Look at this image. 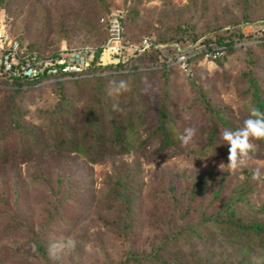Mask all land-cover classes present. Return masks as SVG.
Masks as SVG:
<instances>
[{"label": "rangeland", "instance_id": "374dc122", "mask_svg": "<svg viewBox=\"0 0 264 264\" xmlns=\"http://www.w3.org/2000/svg\"><path fill=\"white\" fill-rule=\"evenodd\" d=\"M24 1L22 4L17 2L8 6L0 5V23L11 36L18 37L26 43H31L39 28H43L39 35L44 40L43 48L47 49L46 51L63 46L86 47L103 36V31L95 34L91 28H86L89 26L87 22L92 25L93 21L98 19L99 12L95 8L100 4L96 2L79 6L75 0H43L48 3L56 2L62 6L71 3L78 9L77 12L80 13L77 14L73 27H80V34L72 41L59 37L57 21L52 19L45 22L43 14L37 11L30 14L29 6L32 1L27 0L26 3ZM105 3L111 9L124 12V0H105ZM135 5L138 13L132 18L129 17V22L133 23V26L129 25L127 33L130 36H137L135 39L138 40L147 31H163L168 35L165 25L171 22L172 29L174 26L178 27V31L183 34L191 29L193 35L214 29L217 25L225 24L224 21L227 20H236L241 24L238 18L239 11L246 9L239 0H138V2L136 0ZM248 13L251 19L263 15L264 0H253L248 6ZM254 30L251 24L246 23L242 26V31L246 35L256 34L257 31ZM257 40L247 39L233 43L231 46L235 50L232 53H226L227 46L224 51L219 49L221 54L225 55V59L221 58L223 60L219 64L213 59L196 61L197 77L194 82L180 72V69L175 68L172 73L165 75L141 77V85L147 90V97L150 100L158 99L159 104L167 102L165 105L167 111L169 110L171 118L175 119L176 124L183 130L187 127L195 129L199 127L198 122L201 121V117L190 114L189 111L192 109L189 106H194L200 98V90L205 91L214 104L220 110H224V114L233 117L232 121L240 124L247 113L249 101L241 97V90H237L236 81L238 75L245 69L246 46L254 45ZM190 54L194 55L195 52L191 51ZM150 57L145 58L149 61ZM259 59L264 63L262 58ZM157 60L150 68H169L160 62V58ZM261 72V78L264 80V66ZM29 85L0 87V98L5 91L32 87ZM42 91L43 99L37 97L35 104H28L29 115H25L24 118L28 116L31 120L38 119L41 122L37 106L43 108L54 103L55 95L53 96L49 90ZM80 104L78 102L77 106ZM151 116L153 118V115L148 114L146 123L151 120ZM145 138L146 124L141 127L140 132L129 134L126 153L114 158L102 157L96 163L89 162L82 155L65 152L52 155L50 158L41 157L39 160V157H29L21 163L0 166V196L4 198V200L0 198V264H110L124 261L125 258L127 264H139L130 257V253L152 252L161 244L160 235L167 229V223L165 221L160 223L154 212L151 213L150 200L153 199L154 193L160 190L162 183L172 184L175 192L182 194L184 219L188 222H196L199 209L208 207L213 212L216 205H219L216 198L212 199L213 191L220 192L222 198L227 200L228 197H235L234 194L238 192V188L234 190L236 186L246 182L248 190L244 195L242 194L243 199L237 204V211L239 214L251 212L257 220L264 219V148L255 145L256 150L251 153V158L246 164L232 171L220 168L222 163L227 165L228 155L219 151L203 152L193 141L188 145L181 143L178 151L171 157L149 160L145 156V150L139 148V144ZM13 143L14 141H9L6 145L11 147ZM257 170L260 176L254 179L253 174ZM132 171H137L133 179H136L138 186L136 194L139 198L133 215V221L136 223L132 228L134 236L130 243H125L121 236L114 235L105 224L114 221L106 216L107 204L110 205L107 197L110 183ZM197 178H201V187H197L200 194L189 199L185 205L184 197H187L185 196L187 189ZM58 181H61L63 191L71 192V199L68 196L67 200L61 202L62 208L58 213L64 219L63 222L55 219L52 208L46 212L45 207L48 189L44 187V183H51L53 187ZM15 189L21 191V194L14 199ZM162 189H166V186ZM13 216L26 220L25 223L33 227V234L29 236V232L24 228L13 227L11 222ZM243 219L248 221L244 217ZM54 221L58 222L53 224ZM44 224H49L50 232L46 242V258L38 255L33 240L38 235L39 227ZM205 231L208 233L211 230ZM212 236L205 244L197 243L192 236L187 238L188 245L184 246L181 242L183 260L203 257L209 264H220L218 263L220 256L225 255L222 251L224 243L213 233ZM255 255L259 262L263 259L261 250Z\"/></svg>", "mask_w": 264, "mask_h": 264}, {"label": "trees", "instance_id": "16d2710c", "mask_svg": "<svg viewBox=\"0 0 264 264\" xmlns=\"http://www.w3.org/2000/svg\"><path fill=\"white\" fill-rule=\"evenodd\" d=\"M31 1L29 13L37 11L41 15L43 14L45 22L52 19L57 21L60 38L73 41L80 34V27H73L78 17L77 14L80 13L77 12L78 9L74 8V4L69 3L62 6L56 2ZM239 1L246 8L242 12L239 11L238 18L241 24H238L236 20H227L224 21L225 24L217 25L214 29L193 35L191 29L185 34L178 31V27L174 26L172 29L173 23L171 22L169 25H165L168 35L163 31H147L138 40L135 39L137 36H130L127 33L129 25L133 26V23L129 22V17L132 18L138 13L135 7L136 0H124V15L121 18L124 42L137 43L143 38L149 37L152 39V45L144 54L128 55L129 52H126L128 56L126 55L118 63L98 65L94 61L92 67L86 70L91 74L89 77L58 81L40 88L27 86L25 89L17 88L3 92L0 98V166L21 163L29 157H39V160L41 157L48 156L50 158L52 155L65 152L82 155L92 163L100 161L102 157L107 159L118 157L128 151L129 134L140 132L144 124H146V138L139 144V148L145 150V156L149 160L171 157L180 147V135L184 130L179 128L175 119L171 118L172 115L165 106L167 102L159 104L158 99L150 100L147 97V90H144L141 85V77L155 74L165 75V73H172V70L177 68L188 76L189 80L193 81L197 77L195 74L196 61L213 59L215 63L219 64L225 59V55L220 54L219 49H213L214 47L224 51L227 46L226 53H232L235 50L231 46L233 43L253 39L254 37L243 33L242 26L246 23L253 26L259 23L264 25V14L256 19H251L248 6L253 0ZM17 2L22 4L23 0H0V5L8 6L10 3L17 4ZM26 2L27 0L24 1V3ZM89 2L100 4L95 8L99 12L98 19H95L92 25L87 22L89 26L86 27L91 28L95 34L98 31H103V36L89 45L96 50V54H99L102 44L108 37L105 20L114 12V9H111L105 0H75L79 6ZM69 21L70 24H68ZM85 23L83 22V24ZM41 30L43 28L35 30L36 35L30 44L27 43V47L40 54H55L59 48L51 51H46L47 49L43 48L44 40L39 35ZM202 33L206 34L202 35ZM190 35L191 37H189ZM259 39L263 41L246 46L245 69L238 75L236 81V88L241 90V97L247 98L249 101L247 113L240 124L232 121L233 117L230 115L224 114V110H220L205 94V91L200 90V98L194 106H189L192 109L189 111L190 114L201 117L192 141L197 143L203 152L219 151L221 154L228 155V145L223 144L220 138L222 130L235 131L242 127L243 121L248 118L253 107L264 112V80L261 78L264 63L259 61V58L264 60V35H261ZM191 51L195 54L191 55ZM154 54L157 56H148ZM161 54L165 57L171 56L173 59L177 55H187L183 60L184 67L178 63L169 66V68H150L154 62L158 61L157 58L159 59ZM145 57H150L151 60L147 61ZM160 62L165 64V61L161 59ZM1 80L5 81L7 78ZM121 80L128 83L129 90L119 95H109L112 82L118 83ZM30 83L33 82L27 80L14 82L18 86ZM197 89L199 90V87ZM42 90H49L53 96L55 95L54 103L43 108L40 105V107L37 106L42 123L38 119L31 120L28 116L24 118L25 115H29L28 104H35L37 97L40 100L43 99ZM78 102L81 103L79 106H77ZM148 114L153 115V118L151 116V120L146 123ZM201 140L203 141L199 145ZM9 141H14L11 147L6 145ZM253 143L264 148V139L253 141ZM136 173L137 171H132L125 177H117L108 188L107 198L110 205L107 204L106 216L114 221L105 224L114 235L121 236L125 243H130L133 239L132 228L136 226L133 221L134 208L138 202L137 198H139L136 194L138 190L136 179H133ZM200 182L201 178H197L187 189L185 194L187 197H184L185 205L189 199L199 196L197 187H201ZM245 183L242 182L241 185L236 186L234 190L238 188V192L234 194L235 197H228L227 200L222 198L220 192L213 191L212 199L216 198L219 205H216L213 212L208 207L199 209V217L196 222H188L184 219L182 194L175 192L172 184L162 183L160 186H166V189L160 187V190L154 193L153 199L150 200V202L152 201L151 213L154 212L160 223L163 221L167 223V229L160 235L161 244L147 254L137 252L136 254L133 251L130 253V257L139 264H209L208 260L203 257L197 259L190 257V259L183 260L184 255L181 253L180 243L182 242L184 246L188 245L187 238L192 236L195 237L197 243L205 244L213 237V233L224 243L222 251L225 252V255L224 257L220 256L218 263L264 264V219L257 220L251 212L239 214L237 211V204H240L243 195L248 190V185ZM44 185L48 189V199L45 203L46 212L52 208L55 219L63 222L64 219L58 213L62 208L61 202L67 200L68 196L71 199V192L62 190L61 181H58L53 187H51V183H44ZM20 194L21 191L15 189L14 199ZM0 198L4 200L2 196ZM243 217L248 221H244ZM11 222L15 228H24L29 232V236L33 234V227L25 223L27 221L21 217L13 216ZM55 222L58 221H54L53 224ZM48 226L49 224H44L39 227L38 235L33 239L37 253L42 258L47 257L46 242L50 234ZM206 229L211 231L206 233ZM260 250L263 259L259 262L255 254H258ZM110 264H127V259Z\"/></svg>", "mask_w": 264, "mask_h": 264}, {"label": "built area", "instance_id": "2783aa9c", "mask_svg": "<svg viewBox=\"0 0 264 264\" xmlns=\"http://www.w3.org/2000/svg\"><path fill=\"white\" fill-rule=\"evenodd\" d=\"M123 15L122 10L116 9L106 18L108 37L102 44L99 54H96V50L91 46H63L55 54H40L35 50H29L26 42L11 36L5 26L0 23V87H12L16 85L14 84L16 80L31 81L33 83L29 86L32 87H45L58 81L85 78L91 75L86 70L92 67L94 61L98 65H104L118 63L127 55L126 52H129L128 55L144 54L152 45V39L145 37L137 43L124 42L121 21ZM258 25H252L254 32L257 31L252 36L256 38L264 35V25ZM185 58L186 55L182 54L177 55L175 59L162 54L160 56L166 66L179 63L182 67ZM3 78L7 80L2 81Z\"/></svg>", "mask_w": 264, "mask_h": 264}, {"label": "clouds", "instance_id": "9594fccd", "mask_svg": "<svg viewBox=\"0 0 264 264\" xmlns=\"http://www.w3.org/2000/svg\"><path fill=\"white\" fill-rule=\"evenodd\" d=\"M245 33V32H243ZM251 36V35H248ZM253 39L256 38V36ZM261 42V41H260ZM259 42H256L257 44ZM32 84V83H30ZM129 90L128 83L124 80L118 83L113 81L112 87L109 89V95H119L122 92ZM196 135V129L193 127H187L180 135V141L183 145H188ZM220 138L223 144L228 145V163L225 166L223 163L220 165L221 169L236 170L240 166L246 164L251 158V153L256 150V146L253 141L264 139V112H260L255 107L250 110L248 118L243 121L242 127L233 131L224 129L220 133ZM260 176L259 170L253 174L254 179H258Z\"/></svg>", "mask_w": 264, "mask_h": 264}]
</instances>
